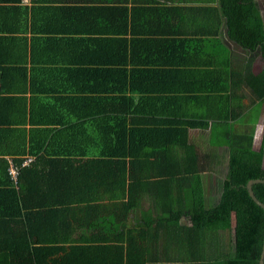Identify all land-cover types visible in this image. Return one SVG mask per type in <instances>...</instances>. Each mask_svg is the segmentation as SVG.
Instances as JSON below:
<instances>
[{"label":"trees","instance_id":"trees-1","mask_svg":"<svg viewBox=\"0 0 264 264\" xmlns=\"http://www.w3.org/2000/svg\"><path fill=\"white\" fill-rule=\"evenodd\" d=\"M36 1L25 6L29 7ZM120 1L81 0L84 4L80 8L84 12L82 17L87 24H90L89 17L97 18L99 13L107 19L110 14H115L123 22L127 21L126 15L129 14L134 21L140 19L144 23L168 19L166 7H158L157 3L134 0L135 5L129 7ZM218 1L226 13L227 23L236 25V28L230 27V38L252 47V42L242 41L238 27L244 18L240 2L251 3L252 0ZM3 3L24 5L23 0H3ZM92 3L95 5H88ZM23 14L26 15V10ZM1 29L0 56H10L12 42L20 43L21 47L23 41H27L18 36L7 38L13 34V29H7V26ZM26 33V30L19 31V35ZM150 35L151 32L143 36ZM247 35L251 37V30H247ZM117 41L119 50L121 43H124V51L118 55L117 60L107 54L113 48L101 44L91 53L85 44L73 45L63 57L55 59L61 61L60 64L68 65L61 69L70 72L71 83H75L65 103L72 105L79 101L87 109L79 117L73 113L68 118L63 116L74 126L42 128L39 123L47 124L49 121L42 116L55 113L30 111L29 120L26 117L28 105L62 106L61 96L41 90L46 95L27 98L24 95L26 89L22 92H11L7 87L3 89L0 114L3 109L6 112L0 115V264H258L264 240V209L254 203L246 188L251 180H264V147L259 151L253 150L254 130L248 134H235L228 127L220 143L217 142V135H211L213 147H226L228 157L227 175L222 182L219 200L215 205L207 207L201 177L183 173L191 167L196 168L197 172L201 170L198 168V153L188 142V130L204 128L209 124L207 121L188 119L181 113L173 123L167 117L170 114L161 111L133 110L141 103L148 104L156 99L157 96L149 95V87L152 89L156 82L153 74L156 72L149 74L153 78L149 87H140L138 83L144 70L134 59L136 51L129 55L125 42ZM140 41H144L143 47L153 53L163 52L168 44L166 41ZM134 44L139 45V41H134ZM130 59L132 67L129 69ZM150 60L148 65L152 69H160L164 65ZM4 71L1 69L2 77H5ZM59 75L60 71L57 70L54 77H62ZM76 76L79 81L74 78ZM82 85L83 90L76 94ZM129 91L131 95H127ZM19 93L23 97L13 95ZM136 93L138 97L134 96ZM94 105L99 107L98 110H94ZM37 114H41V122L36 120ZM129 118L131 126L128 129ZM219 120L220 116L214 121ZM222 120H226V117ZM213 122L212 131L215 126L218 127ZM35 133L41 138L37 142L32 140ZM77 134H80V138H77ZM173 134L177 137L175 141H158L164 135L172 137ZM165 154L178 156L182 183L192 180L189 189L182 190L180 204L175 198L165 200L167 207L174 202L179 210L159 222L151 219L144 228L134 227L138 229H128L125 233L126 214L136 208L133 201L140 198L141 186H147L146 182L148 186L153 185L154 178H159L158 182L164 184L172 180L166 173L159 175L161 172L157 175L147 174L145 177L138 174L140 166L148 168L158 162H167L161 158ZM88 156L98 157L86 159ZM31 157L34 160L36 158L35 162L23 167L24 161ZM7 158L20 169L15 181L9 175L10 164ZM78 189L86 190L95 200L118 202V207L112 209L115 211V219L111 220V225L115 229L117 224V229H122L123 237L88 239L80 243L70 238H56L61 229L63 233H72L78 229L77 223L61 224L60 218H57L58 223L54 225V217L63 211L72 210L64 208V205L69 204L78 194ZM252 191L259 202L264 204V184H253ZM51 192L56 194L53 199L59 201L63 198L62 202L55 204L63 209L45 207ZM167 192L170 193L169 190ZM126 194L127 202L124 201ZM183 217L187 218L188 224L178 223ZM233 222V244L230 248L225 236ZM90 228H96V225H90ZM105 229L106 234H110V223L106 224ZM149 242L151 245L163 244L165 254L152 253ZM145 253L150 254L146 256Z\"/></svg>","mask_w":264,"mask_h":264},{"label":"crops","instance_id":"crops-1","mask_svg":"<svg viewBox=\"0 0 264 264\" xmlns=\"http://www.w3.org/2000/svg\"><path fill=\"white\" fill-rule=\"evenodd\" d=\"M133 1L121 0L120 2H125L130 7L135 5ZM142 1L157 3L156 5L161 8L166 7L168 19L144 23L140 19L134 21L132 15L129 14L126 15L127 21L123 22L115 14L113 16L110 14L107 19L101 17L99 13L97 18L89 17L90 24H87L82 17L83 10H80L84 5L81 0H38L29 7L22 3L9 4L0 0V31H2L1 28L7 26V29H13V34L7 38L18 36L27 40L23 41L21 47L20 43L12 42L13 50L9 52L10 56H0V96L4 95L5 87L10 88L11 92H22L26 89L24 95L27 98L46 95L41 93L44 90L47 94L61 96L62 106L60 104L48 107L28 105L25 110L28 112L26 117L29 120L30 111L55 113L56 115L52 116H42L49 120L47 124L39 123L43 126L42 128L71 127L69 125L72 124L63 116L68 118L70 113H73L79 117L87 109L79 101L72 105L65 103V98H68L67 95L75 83H71L70 72L61 69L68 65L60 64L61 61L55 59L63 57L73 45L85 44V48L91 53L101 44L112 47L113 49L107 54L117 60L118 55L124 51V43H121L119 50L117 40L124 41L129 55L136 51L134 59L144 70L138 83L140 87L148 86L153 80L149 74L156 72L153 73L156 78L153 88L150 89V85L148 86L149 95L157 96L156 99L148 104L141 103L133 110L161 111L170 114L167 117L173 123L177 121V116L181 113L189 117L188 119L207 121L209 124L204 128L196 127L188 130V142L195 147L198 153V168L201 170L198 169L197 172L196 168L191 167L183 174L201 177L205 205L207 206L209 201L212 204H208L213 206L219 200L222 182L227 175L228 152L226 147H213L211 135H217L219 137L217 142L220 143L228 127L233 129L235 134H248L254 130L253 150L259 151L262 146L264 147V0H252L251 3L240 2L243 10L241 14L245 18L238 26L241 39L252 42L254 44L252 47L230 38V27L236 28V25L227 23L226 13L223 12L218 0ZM88 5L94 6L95 4ZM25 10L26 15L24 16L23 11ZM94 13L95 10L93 15ZM23 30L27 33L19 35V31ZM87 30L90 31L89 34L86 33ZM247 30H251V37L247 35ZM150 32L152 35L143 36ZM259 39H261L260 42L257 41ZM140 40L166 41L168 44L165 45L163 52L153 53L144 48L142 45L144 41ZM134 41H139V45L134 44ZM149 60L164 63V65L160 69H152L148 65ZM131 67L130 59L129 69ZM1 69H5V77L1 76ZM57 70L60 71L59 76L62 77H54ZM74 78L78 80L77 76ZM135 81L133 83L136 84ZM83 87L84 85L78 87L76 94H80ZM130 93L131 91L127 95L132 94ZM13 95L23 97L21 93ZM138 95V93L134 94L135 97ZM130 107L132 108V105ZM93 108L98 110L99 107L94 105ZM93 108H88V110H93ZM231 109L234 111L233 114ZM4 112L6 109H3L1 114ZM60 112L64 114H59ZM40 115H36L38 122H41ZM218 116L221 120L214 121ZM223 117H226V120H222ZM129 120L130 118L127 119L128 129L131 126ZM212 122L218 124V127H214L215 132L211 130ZM34 127L39 128V126ZM77 138H80V134H77ZM176 138L174 134L172 137L164 135L158 141H175ZM39 139L41 138L37 133L33 134V142ZM94 157L98 156H88L86 159ZM161 158L167 162L163 164L158 162L156 165H149L148 168L145 165L140 166L138 174L145 177L147 174L157 175L161 172L159 175L166 173L172 180L169 184H164L158 182L159 178H154L153 185L148 186L146 182L147 186H141L140 198L133 201L137 205L136 208L129 210L126 214L125 233L128 229H138L134 227L143 226L144 228V225L148 224L151 219L159 222L165 217L173 216L174 211L179 210V206L174 202L167 207L165 200L171 201L175 198L180 204L181 192L189 189L192 180L184 183L180 180L182 171L179 168L178 156L165 154ZM7 160L10 164V159L7 158ZM262 168L264 169V157ZM213 183L218 185L217 191H213ZM168 190L170 193L167 192ZM77 193L69 204L64 205L66 206L64 208L72 210L63 211L58 214V217H54V225L58 223L57 218H60L61 224L77 223L78 229L72 233H63L61 229L56 238H70L80 243L88 239L123 237L122 229H117V224L113 229L111 225V220L115 219V211L112 209L118 207L117 201L95 200L84 189H78ZM85 194L87 195L84 196ZM53 197H56V194L51 192L46 199L45 207L53 206L63 209L62 206H55L57 202H62L63 198L57 201ZM213 198L216 199L215 203H213ZM124 201H128L127 194ZM172 219L175 221L174 218ZM107 223H110V234H106ZM178 223L188 224V220L183 217ZM90 225H96V228H90ZM99 225L100 228H98ZM81 227L86 229H81ZM67 233L71 234L66 235ZM149 248L156 255L165 254L163 244L151 245L149 242ZM173 248L175 253V247ZM149 254L145 253L146 256Z\"/></svg>","mask_w":264,"mask_h":264},{"label":"water","instance_id":"water-1","mask_svg":"<svg viewBox=\"0 0 264 264\" xmlns=\"http://www.w3.org/2000/svg\"><path fill=\"white\" fill-rule=\"evenodd\" d=\"M257 183L264 184V180H260V179L251 180V181H249L247 183L246 188H247V191H248L249 196L254 201V203L257 204L262 209H264V204H262L261 202H259V200L255 197V195L253 194V191H252V185L253 184H257ZM263 262H264V240H263L262 251H261V254H260V259H259L258 264H263Z\"/></svg>","mask_w":264,"mask_h":264},{"label":"built area","instance_id":"built-area-1","mask_svg":"<svg viewBox=\"0 0 264 264\" xmlns=\"http://www.w3.org/2000/svg\"><path fill=\"white\" fill-rule=\"evenodd\" d=\"M32 1H35V0H23V3L24 4H30ZM34 162V158H28L27 160L24 161V163L22 164L23 167L27 166V165H30L31 163ZM18 167H16L14 164L10 163V166H9V175L11 176L12 180H16V178H18L17 175H19V172H18Z\"/></svg>","mask_w":264,"mask_h":264},{"label":"rangeland","instance_id":"rangeland-1","mask_svg":"<svg viewBox=\"0 0 264 264\" xmlns=\"http://www.w3.org/2000/svg\"><path fill=\"white\" fill-rule=\"evenodd\" d=\"M246 130H247V127H246ZM212 186H213V191H217V189H218V185L217 184H215V183H213L212 184ZM220 186V185H219ZM216 202V199H214L213 198V203H215ZM208 203H210V204H212L211 202H209L208 201ZM207 203V206L209 207L210 205ZM233 228H234V222L232 223V227H231V230L229 231V232H227L226 233V240L229 242V244H230V248H231V246H232V244H233V242H232V240H233Z\"/></svg>","mask_w":264,"mask_h":264}]
</instances>
